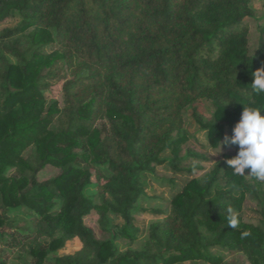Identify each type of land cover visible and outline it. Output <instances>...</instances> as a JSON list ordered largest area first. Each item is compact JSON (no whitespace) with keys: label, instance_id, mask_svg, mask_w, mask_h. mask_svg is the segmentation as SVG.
<instances>
[{"label":"trees","instance_id":"trees-1","mask_svg":"<svg viewBox=\"0 0 264 264\" xmlns=\"http://www.w3.org/2000/svg\"><path fill=\"white\" fill-rule=\"evenodd\" d=\"M15 12L17 26L0 29V239L13 228L18 245L22 233L32 258L24 264H49V254L72 239L81 249L52 264H229L213 248L264 264V182L235 175L225 161L237 148L223 144L233 153L186 183L142 248L120 252L114 243L138 237L133 210L145 194V173L167 161L176 172H193L179 162L206 159L179 158L187 137L174 136L173 125L187 108L214 148L244 106L264 110V93L251 84L264 67V25L255 53L249 50L252 1L0 0V25ZM60 62L69 73L63 107L45 94ZM201 99L212 101V121L198 114ZM48 165L59 173L39 180ZM94 175L99 203L86 194ZM248 200L258 206V225L243 219ZM19 207L33 213L24 226L9 215ZM92 210L110 238H97L85 223ZM110 213L123 224H111ZM232 218L235 228L227 226ZM43 235L51 241L40 242Z\"/></svg>","mask_w":264,"mask_h":264},{"label":"rangeland","instance_id":"rangeland-1","mask_svg":"<svg viewBox=\"0 0 264 264\" xmlns=\"http://www.w3.org/2000/svg\"><path fill=\"white\" fill-rule=\"evenodd\" d=\"M252 6L255 10L253 17L246 18V22L250 25L249 31V50L250 54H254L258 47L260 28L264 25V0H251ZM20 21L19 15L15 12L12 16L6 19L1 25L3 28H14ZM51 46L45 47L46 52L51 51ZM53 73L55 78L51 79V87L45 92L48 100L57 101L60 107L64 106L63 97V85L68 78L69 73L65 68L64 63H58L54 68ZM197 112L205 122L213 120L214 106L212 101L207 99L198 100L194 104ZM174 136L185 134L187 140L181 145V151L179 158H185L189 153H196L206 157V159H199L193 156L186 157L179 166L181 168H198L193 172L188 171H174L170 161H167L163 165L156 166L154 174L145 173L143 175V181L145 185V194L142 195L135 205L133 210V216L135 218V226L139 229L138 237L135 241L118 237L114 243L118 247L120 252L125 251L128 248L140 249L149 238L150 226L154 222L161 221L165 215L170 212L171 201L173 197L180 192L188 181L193 178H202L206 173L211 171L216 164L224 161L226 154H232L233 149L224 147L214 148L211 146L208 139V130L202 129L193 117V110L187 108L184 113L183 121L181 125L175 123ZM181 127V128H180ZM219 152V153H218ZM167 157H173L174 153L168 150L165 154ZM106 173H110L109 169L104 168ZM94 172V171H93ZM59 173V168L48 165L39 174V180H47L54 177ZM97 180L95 175L92 178V185L87 189L86 194L92 196L94 201L99 203L100 196L98 195ZM107 198L111 200L108 195ZM2 201L0 198V213L3 212ZM152 210H161L163 214L155 213ZM32 212L27 207H19L11 209L9 215L14 217L21 226L29 223L31 220ZM111 224L122 225L123 219L114 213L109 214ZM243 219L245 222L258 225L261 220V216L258 212V206L252 200H248L244 205ZM85 223L90 226L99 239L110 238L111 235L104 232L100 224V214L97 210L85 217ZM16 234L13 228H5L4 235L0 239V259L7 261L9 264H24L30 263L31 256L23 249L24 240L21 238L22 233H17L19 244L16 245L12 240V235ZM20 234V236H19ZM58 236V233L56 234ZM40 242L47 243L51 241V237L43 235L39 238ZM82 244L79 239L69 240L65 246L58 251L51 252L49 254L47 262L52 264L54 258L58 255L73 253L80 250ZM212 254L222 256L224 261L229 264H251L249 258L244 252H230L222 248L211 249ZM175 264H208L205 261H185Z\"/></svg>","mask_w":264,"mask_h":264},{"label":"clouds","instance_id":"clouds-1","mask_svg":"<svg viewBox=\"0 0 264 264\" xmlns=\"http://www.w3.org/2000/svg\"><path fill=\"white\" fill-rule=\"evenodd\" d=\"M252 76L254 77L251 83L253 90L264 93V67L254 71ZM222 144L237 148L236 155L225 161L235 175L251 174L257 181L264 182V110L244 106L231 135L226 134L223 140H220L219 152H221ZM227 226L235 228L236 220L230 219Z\"/></svg>","mask_w":264,"mask_h":264}]
</instances>
